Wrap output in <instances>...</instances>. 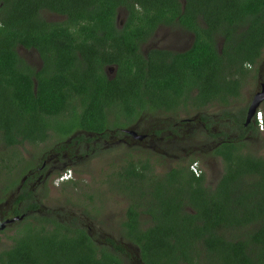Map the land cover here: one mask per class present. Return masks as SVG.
Instances as JSON below:
<instances>
[{
	"label": "trees",
	"instance_id": "trees-1",
	"mask_svg": "<svg viewBox=\"0 0 264 264\" xmlns=\"http://www.w3.org/2000/svg\"><path fill=\"white\" fill-rule=\"evenodd\" d=\"M43 10L62 18L46 20ZM159 26L191 32V45L142 51ZM17 46L35 50L39 66L20 57ZM263 47L264 0H0V141L6 146L51 136L61 145L76 130L105 137L107 128L158 112L224 105L216 121L199 114L223 135L210 153L222 162L213 185L202 170L190 169L194 158L155 175L150 153H129L118 172L131 199L120 223L124 242H118L89 233L79 215L43 207L28 177L4 212L23 218L13 223L11 244L0 247V264H264V156L250 148L264 147L263 138L253 122L245 124L247 106L225 107L239 96ZM88 139L78 135L71 143L78 141L83 152ZM0 161L9 171V160ZM17 174L5 190L16 186ZM140 214L149 216L148 226Z\"/></svg>",
	"mask_w": 264,
	"mask_h": 264
},
{
	"label": "rangeland",
	"instance_id": "rangeland-1",
	"mask_svg": "<svg viewBox=\"0 0 264 264\" xmlns=\"http://www.w3.org/2000/svg\"><path fill=\"white\" fill-rule=\"evenodd\" d=\"M40 15L49 21H56L62 18L46 10L41 11ZM117 15V22L120 24L124 17V11L119 10ZM191 39L192 35L180 27L159 26L143 44V49L162 47L173 51H181L189 46ZM16 50L19 56L31 66H39L40 59L35 50L25 49L22 46H17ZM256 66L248 67L246 76L242 79L239 96L230 102L229 108L231 110L234 111L239 107L249 105L254 95L260 91V81L264 78V47ZM221 109V105L213 103L205 109H201V111L209 114H218ZM256 110L262 111L263 129H259V131L260 136L263 138V143L262 141L259 142L264 144V99ZM197 112L192 108L187 110L180 109L175 115H171V117H176L175 119H194L191 121L193 123L189 122L184 127L183 131L187 136L184 135L185 138L178 141L179 146L175 143L176 148L172 149L171 147L173 146H169L170 141L159 140L157 137H151L150 134L143 143H132V140L127 137L123 145H109L99 157L76 159L75 165L66 167L73 172L71 180L76 182V186L73 187L67 182L55 185L52 181L50 187H46L36 194L38 199H40L41 205L46 209H59L63 213L68 212L73 213V215H79L84 224L94 234L100 237L109 235L114 239L120 240V223L124 219L126 207L131 202V199L129 192L125 191L123 187L121 178L118 177V172L129 153L138 155L143 150L150 153L152 171L156 175H162L169 168L176 166L177 163L186 165L188 159L194 158L198 167L204 173L205 182L213 185L221 174L222 162L218 157L209 156L210 142L206 141L205 135L199 132L201 125L196 122ZM169 117L170 114L158 112L150 120H141L136 127V131L138 133H151L153 128H156L162 120ZM151 125L152 127L149 128ZM55 142L56 138L54 136L42 143L30 144L26 142L12 147L6 146L0 141V158L4 160V163L9 160L10 167L9 171L6 168H0V221L4 220V217H10L4 212L14 200L20 179L26 176L30 167L33 170L41 164L42 155H45L44 157H52L53 153L50 149H52ZM250 148L256 154L264 156V147L252 144ZM26 161L31 163L29 168L26 167ZM11 173H18L17 177L14 176L17 178L18 183L16 186L8 187L5 190L4 187L9 185L7 179L9 182L11 181ZM140 219L144 226L150 224L147 215L141 214ZM17 221L8 223L9 225L0 231V247H7L11 244L10 237L14 233L13 228ZM225 235L231 238L236 235V230H227ZM122 242H124L123 239ZM130 248L131 251L137 250L134 246H130ZM124 264L133 263L125 260Z\"/></svg>",
	"mask_w": 264,
	"mask_h": 264
},
{
	"label": "flooded vegetation",
	"instance_id": "flooded-vegetation-1",
	"mask_svg": "<svg viewBox=\"0 0 264 264\" xmlns=\"http://www.w3.org/2000/svg\"><path fill=\"white\" fill-rule=\"evenodd\" d=\"M116 18L118 20V15ZM117 25L121 26L122 23L119 24L117 22ZM187 32H189V31H187ZM189 33L192 35L191 32H189ZM192 37H193V35H192ZM191 42H192V39H191ZM191 42H190L189 46L191 45ZM149 48H151V47H149ZM155 48H162V47H155ZM187 48H185V49H187ZM147 49H145V50H147ZM165 49H167V48H165ZM141 50L145 51L143 49V45L141 46ZM181 51H183V50H181ZM257 64H258V62H257ZM256 65H254V66H256ZM254 66L250 65L249 67H254ZM114 69H115L114 66L107 67L105 69V72L108 76H112L114 73ZM263 83H264V78L260 81V90L263 87V85H262ZM212 104L213 103H210V104L206 105V107L209 105H212ZM229 105H230V103L225 107L233 112V110H231L229 108ZM223 106H221V107H223ZM246 106L248 108V105H246ZM162 113L170 114V117L168 119L162 120V122H160V124L158 126H156V128H153L151 130V133H147V132L138 133L136 131V127H137L138 123H140V121L143 120L141 118H138L135 122L131 123L128 127H118L116 130H112V129L107 128L105 130V132H107L108 134H106L105 137H103L101 133L85 132L82 130H76L65 141H63L60 145L57 142V138L54 136L56 138V142L53 144L52 149H50L51 152L53 153L52 157H48V156L44 157L45 155H42L41 156V158H42L41 164H39L36 167V169L32 170V167L29 168L26 176H24L20 179L18 188L23 182L27 181L28 177H30V179L27 181V184L34 191V195L37 196L36 195L37 192L44 190L46 187H50L52 181L54 182L55 185H60L62 183L72 181L71 179L73 178V172H72V178H70L68 180L58 182V181H56V178L58 177V175L60 173H62L66 169H69V168H66L67 166L75 165V163L77 162L76 159H89V158L99 157L103 154L104 150L109 147V145H112V144L123 145L125 138H127V137L132 140V143H140V142L143 143L144 140L147 138V136L151 134L150 135L151 137H155V138L157 137L159 140L170 141L169 146H173V147H171L172 149L175 147V143L179 146L178 141L185 138L184 135L187 136V134H185V132L183 131L184 127L186 126V124H188L189 122H191L194 119L193 118L192 119H175L176 117H171V115H175L176 113H173V112H162ZM201 113L208 115V116L211 115L215 119V121L218 120V116L221 113L219 112L218 114H209V113H206L203 111L197 112L198 115L196 116V122L200 123V125H201V129L199 132H201V134L205 135L206 141L210 142V148H209V156H210L211 150L216 145L217 141H221L223 139V135H217L220 132L218 130V128H216L217 124H213L209 128H207L205 126V122H202L199 119V114H201ZM150 119H147V120H150ZM250 122H253L255 124L254 118H252V120ZM191 123H193V122H191ZM151 127H152V125L149 128H151ZM256 127H257V125H256ZM193 130H194V127H193ZM210 130H212L213 134H216V135H211L209 133ZM128 131H133L135 133L132 134ZM226 132H229V131L226 130ZM78 135H84L86 138H89L83 144V146H84L83 152L81 151L82 144L78 143V141H74L73 143H71V139L75 136H78ZM230 135H232V133H230ZM109 141H112V142H109ZM213 157H215V156H213ZM30 165H31V163H30ZM198 170L200 173L201 168L198 167ZM199 173H198V175H199ZM53 176H54V179H53ZM210 185H211V183H210ZM71 214H73V213H71ZM144 215H146V214H144ZM148 218H149V216H148ZM87 229H88L89 233L94 234V232L89 230V227H87ZM119 231H120V229H119ZM119 234H120V232H119ZM119 236H120V240L114 239L113 237H111L109 235H102L101 238L104 239L106 237H109L115 241L122 242V237H121V235H119ZM128 246L130 248V246H132V245L129 244ZM133 260H135V259H133ZM136 264H141V263L136 262Z\"/></svg>",
	"mask_w": 264,
	"mask_h": 264
},
{
	"label": "water",
	"instance_id": "water-1",
	"mask_svg": "<svg viewBox=\"0 0 264 264\" xmlns=\"http://www.w3.org/2000/svg\"><path fill=\"white\" fill-rule=\"evenodd\" d=\"M262 85H263L262 89L254 95L251 103L248 105V108L246 111L245 124H248L252 120L257 107L259 106L261 101L264 99V83ZM128 132L132 134L135 133L133 131H128ZM22 218H23V215H15V216L2 220L0 222V230L3 229L6 226V224L14 222L16 220H21Z\"/></svg>",
	"mask_w": 264,
	"mask_h": 264
},
{
	"label": "built area",
	"instance_id": "built-area-1",
	"mask_svg": "<svg viewBox=\"0 0 264 264\" xmlns=\"http://www.w3.org/2000/svg\"><path fill=\"white\" fill-rule=\"evenodd\" d=\"M253 118H254V122L257 125V127L259 129H263L262 111L256 110V112L253 115ZM189 167L195 173V175H198L199 170H198V165L196 162L191 163ZM70 178H72V171L70 169H66L65 171H63L62 173L58 175V177L56 178V181L62 182Z\"/></svg>",
	"mask_w": 264,
	"mask_h": 264
},
{
	"label": "clouds",
	"instance_id": "clouds-1",
	"mask_svg": "<svg viewBox=\"0 0 264 264\" xmlns=\"http://www.w3.org/2000/svg\"><path fill=\"white\" fill-rule=\"evenodd\" d=\"M256 112V111H255Z\"/></svg>",
	"mask_w": 264,
	"mask_h": 264
}]
</instances>
